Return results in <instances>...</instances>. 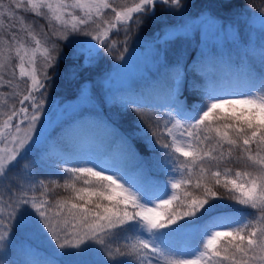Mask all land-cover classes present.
I'll return each instance as SVG.
<instances>
[{"label": "snow or ice", "instance_id": "1", "mask_svg": "<svg viewBox=\"0 0 264 264\" xmlns=\"http://www.w3.org/2000/svg\"><path fill=\"white\" fill-rule=\"evenodd\" d=\"M158 5L166 11L184 6L183 0H133L122 7L115 0H0V247L22 230L52 249L37 264H58L60 256L81 258L77 264H264V26L259 66L235 73L243 90L212 78L199 92L201 102L189 103L181 70L195 76L199 63L218 57L229 63L211 47L191 66L195 53L184 61L177 52L170 61L178 70L174 79L147 97L121 100L137 116L135 138L155 156L166 181L144 176L128 137H121L119 155L102 149L58 155L63 184L29 179L30 165L21 164L40 142L48 90L67 60L62 42L90 37L71 53L89 63L101 50L117 49L113 33L123 30L127 52L128 33L145 26ZM246 12L264 25V8L249 4ZM55 189L69 195L50 199ZM192 234V245L179 242ZM92 256L98 259L89 261ZM0 264H8L3 256Z\"/></svg>", "mask_w": 264, "mask_h": 264}, {"label": "rangeland", "instance_id": "2", "mask_svg": "<svg viewBox=\"0 0 264 264\" xmlns=\"http://www.w3.org/2000/svg\"><path fill=\"white\" fill-rule=\"evenodd\" d=\"M115 2L118 7L132 4L127 0H115ZM260 9L262 7L255 10L259 11ZM197 14L194 18L186 21L181 20L156 29L152 28L151 31L146 30L144 34V31H137L133 26V29L128 33L127 52H123L125 45L122 42L125 36L121 30L122 36L118 41L121 42L119 46L120 48L122 46V51L120 54L116 53V49L111 54L104 51V60H108V62L104 63L103 61V67L98 69L95 85L86 80L91 62L85 63L83 56L79 60L72 58L70 66H68L73 68L76 74H79L78 78L68 72L64 73L60 66L58 74L53 75V81H59L74 94L46 100V114L42 117L45 127L41 129L40 142L33 145L31 152L40 153L49 149L57 156H75L102 149L110 155H119L121 151L120 137L115 135L108 116L103 110L98 93L108 99L116 91L133 90L140 82L160 79L166 65L164 49L167 47L168 40L170 41L174 36L182 38L197 35L198 62L201 61L200 51L207 52L211 47H215L217 53H222L224 60L229 62L226 64L218 57L214 63H199L198 69L203 73H209L213 68H236L235 59L239 57L241 63L238 67L246 65L243 55L248 48H251V45H254L255 34L262 35L261 27L264 25L259 17L246 12L236 18V21L225 20L211 15L206 9H201ZM107 16L105 19L110 20L113 15ZM239 22L242 23V32L238 28ZM243 32L249 36V41L244 42L240 39ZM85 40H90V37L74 35L69 37L71 43L68 41L62 43L64 46L70 45L76 48L78 41ZM121 54L124 55V60L117 59ZM39 66L40 62L38 61ZM134 165V161H129V170L134 171ZM192 235H184L179 238H189ZM40 242L35 238V244L40 245ZM51 253L52 249L46 243H42L38 248L32 245L29 239L17 237L14 233L10 242L4 247H0V256H3L8 264H16V259L27 264H37L38 261L49 258ZM68 258L76 257H56L58 264H65L68 262ZM78 259L81 258H77L73 262L77 264ZM87 259L94 261L96 257L92 256Z\"/></svg>", "mask_w": 264, "mask_h": 264}, {"label": "trees", "instance_id": "3", "mask_svg": "<svg viewBox=\"0 0 264 264\" xmlns=\"http://www.w3.org/2000/svg\"><path fill=\"white\" fill-rule=\"evenodd\" d=\"M129 3H133V0H127ZM118 2V1H117ZM251 4L254 9L263 8L264 0H183L182 9L170 10L166 11L162 6H157V11L154 17H152L140 30L145 33L146 30H153L157 27L165 26L166 24H174L175 22H179L181 20L186 21L197 16L198 12L201 9H206L208 12L219 18L225 20H234L238 18L240 15L246 13L247 5ZM108 15V16H107ZM114 14L108 13L107 17L112 16ZM106 18V17H105ZM152 25V26H150ZM151 27V28H150ZM153 28V29H152ZM238 28L240 32H242V23L239 22ZM122 33L116 34L113 33V39H120ZM249 36L246 33H241V40L244 42L249 41ZM254 45H251V48H248L245 54L243 55V59L246 61V65L248 66H259V56L261 55V43H262V35L255 34L254 36ZM197 35H193L192 37H178L174 36L168 40L167 47L164 49V59H165V67L162 70L161 77L158 80H145L144 82L138 83V85L133 88V90H124V91H116L113 93L108 99H105L101 93H98L99 98H101L102 107L108 116V120L111 123L112 129L115 131V135L118 137H128L133 139V143H135L140 152V158L143 164L144 176L152 181H166L167 177L163 174V172L156 166L155 156L149 152V150L145 147L144 142L135 138V134L138 132V124H137V116L135 113L131 111V109H125L122 106L121 100L128 98L131 95H140L149 96L150 93H154L158 88L162 87L165 82L171 81L175 78L176 67L174 63H170V61H174L176 57V53L180 52L184 55V61H187L189 55L195 53L192 61H188L189 65L193 63H198L197 56ZM73 47L68 45L64 47L65 56L67 60L61 63V69L64 73H66L65 69L69 68L70 62L72 59L71 53L73 51ZM120 49V50H119ZM116 53L120 54L122 51V46H118L116 49ZM104 51L101 50L100 54L97 58L91 61V66L89 67V71L86 75V80L95 85L96 76L98 74V69L102 68L104 63L108 62V60H104ZM106 53V52H105ZM81 59V58H80ZM104 61V63H103ZM182 61V64L183 62ZM241 63V58L235 59V67H227V68H213L209 73H203L199 69L195 76L189 74L185 76L183 70L180 72V78L183 83V92L185 96H188L189 103H199L202 100V97L199 95V92L203 90V88L209 83V80L215 78L216 81L223 87L228 90H243L244 89V80L241 76L237 79L235 73L242 72L244 70L243 67H238ZM181 64V68H182ZM229 68V69H228ZM79 74H75V78H78ZM25 86V85H22ZM194 86L195 92H193L192 87ZM69 94H74L73 91L68 90L67 87H64L62 83L59 81H53L52 86L48 90L49 98H58L60 96H69ZM146 102L151 103L152 98H146ZM119 138V140H120ZM56 157L57 154L53 153L51 150L46 149L40 153L30 152L26 157L25 161H22L21 164L27 163L30 165L28 171L32 173L29 179L40 181L44 180L45 182L50 180H57L59 183L63 184L64 178L61 175L56 174L57 166H56ZM60 167H63L60 165ZM49 187H52L49 185ZM2 191V189H0ZM220 191H223L220 189ZM32 193L30 192L29 195ZM36 195L39 196V192H36ZM69 193L64 192L63 189H55L54 192L49 193L50 199H55L56 197L67 196ZM236 208H241L242 206L235 205ZM245 212H251L250 209H244ZM239 215V213H236ZM17 237L29 239L30 243L35 247H40L43 242H40V245L35 244V238L30 235V233L17 230L14 232ZM179 242L192 245L195 240V234H193L189 238H178ZM43 247V246H42ZM76 258H68V262L65 264H75L73 261ZM91 258V257H88ZM96 259H98L96 257ZM95 259V260H96ZM91 260V259H90ZM94 260V261H95ZM92 261V260H91ZM16 264H27L24 261L16 259Z\"/></svg>", "mask_w": 264, "mask_h": 264}, {"label": "water", "instance_id": "4", "mask_svg": "<svg viewBox=\"0 0 264 264\" xmlns=\"http://www.w3.org/2000/svg\"><path fill=\"white\" fill-rule=\"evenodd\" d=\"M97 47H99V45Z\"/></svg>", "mask_w": 264, "mask_h": 264}]
</instances>
